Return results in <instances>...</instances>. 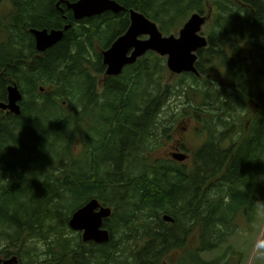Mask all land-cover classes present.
Listing matches in <instances>:
<instances>
[{"label":"trees","instance_id":"1","mask_svg":"<svg viewBox=\"0 0 264 264\" xmlns=\"http://www.w3.org/2000/svg\"><path fill=\"white\" fill-rule=\"evenodd\" d=\"M14 1L19 6L23 0ZM55 1L25 0L32 19L28 27L45 28L46 22L40 20L38 11L32 8L38 7V10L46 3L49 9ZM111 1L156 23L164 36L169 35V29L181 25L189 14L203 15L210 6L213 18L208 26V48L199 52L197 70L204 74L201 55L205 54L203 57L209 56L217 66L226 68L236 89L227 88L221 94L211 90L202 92V100L214 97L220 107L217 112H223L222 116L213 114L207 125L224 124L223 116L227 119L229 110L235 111L239 105L248 104V100L255 98L260 108L257 106L256 118L250 125V138L239 147L233 159L230 150L220 151L213 141L202 149L198 162L191 169L189 199L184 193L187 181L182 167L161 162L150 165L144 159L134 166H127L147 150L144 141L151 134L155 117L167 97L168 86L161 88L159 78L164 71L163 57L148 52L136 65L126 67L121 81L109 78L104 81L101 93H96L98 82L90 72L102 73V70L98 66L95 69L89 67L93 63L100 64L101 59L93 56L89 49L90 35L88 39L74 38L73 54L68 43H62L61 50L47 67L39 65L40 58H32V46L23 52L19 48V39H14L9 50L0 44V101L4 85L15 84L24 98V106L7 122L21 127L19 134L26 137V146L25 149H10L18 147L16 137L10 139L5 135L6 129L0 128V177H7L9 181L10 176L16 177L9 183L0 184V227L10 232L8 223L20 220L21 226L25 224L33 235V229H38L41 224L45 228L47 252L45 260L37 264H72L73 251L81 247L79 235L73 232L75 237L68 239L64 237L62 225L61 228L55 225V229L51 223L62 221L66 225L68 222L64 218L68 214L95 199L111 209L106 225L109 239L105 246L115 248L114 240L131 239L143 233L149 241V255L161 260L171 252L183 249L187 233L198 225L201 241L196 247H189L188 252H182L189 257V262L181 259L179 263L220 264L221 258L206 261L201 256L221 247L225 235L221 230L229 226L238 213L249 212L248 217L252 218L259 208V198L264 202V188L255 179L258 175L264 176V161H261L264 160V0ZM21 14L24 13L17 12L15 16L21 18ZM48 24L51 28L50 22ZM244 45L248 54L243 57ZM22 55L32 59L31 67L19 64ZM24 61H28L26 57ZM186 77L197 81L192 74ZM3 78L5 84L1 82ZM137 87H142V91L137 92ZM72 92L77 94L74 103L78 106L65 114V95H72ZM223 95L225 101L220 97ZM58 99L64 100L62 107ZM86 119L88 122L84 126ZM71 124L74 125L72 139L76 138L75 133L84 134V140L80 141L83 157L78 161H74V155L72 158L73 145L68 140L62 142V133L69 130ZM206 128L213 132L208 126ZM109 136L111 138L106 141ZM114 137L121 138L120 145L114 142ZM249 146L252 148L247 154ZM19 155H24V161L20 168H15L12 161ZM55 160L61 163L65 172L54 180L49 169ZM28 168L29 181L20 172ZM154 175L161 176L157 183L151 177ZM171 178L175 183H169ZM211 178L218 181L222 196L221 201L214 204L198 198L199 194L195 197ZM26 187L29 191H25ZM21 211L23 220L19 216ZM163 216L171 218L173 225H165ZM49 233L56 234L54 241ZM108 254L88 253L90 257L85 259V264ZM31 256L34 255L26 257L27 264L33 263L28 260ZM75 260L82 264L81 252Z\"/></svg>","mask_w":264,"mask_h":264},{"label":"flooded vegetation","instance_id":"2","mask_svg":"<svg viewBox=\"0 0 264 264\" xmlns=\"http://www.w3.org/2000/svg\"><path fill=\"white\" fill-rule=\"evenodd\" d=\"M78 1L80 0H56L52 5L49 6L50 7L49 9H47L46 7L47 4L45 3V6L43 7L44 11L41 6L39 7L38 10H36L38 7L32 8L34 11H38L39 19L46 22L45 28L40 27L39 31L46 30L47 33H50L51 31H62L63 33V36L59 41L45 48L42 51H37L35 39L30 33V30H32L33 27L29 28L27 25L28 22L32 20L30 19V16H29L30 13L27 12L28 7L30 6L26 8L25 0H23L19 6H16L14 0H0V44L9 50V47L14 42V39H19L18 40L19 48H22L23 52L24 51L27 52L28 48L32 46V52L34 53L32 58H40L41 64L39 65L43 67H47V64L54 58V55L59 50H61L62 46L60 45L62 43H66V44L68 43V48L73 54L74 53V38L79 39L81 37H86V39H88L90 35L91 40L88 43L89 49L92 52H95L94 48H98L97 55L100 56V59H101L100 64L96 63L92 65L98 66L102 70V73H96L93 70L90 72V74L92 75L93 73L92 76L96 79L97 82H98L97 80L98 77L100 76L102 77L96 86V91H97L96 93H101V90L104 89V85H105L104 81H106L109 78H112L113 79L112 81H115V82H119V80L121 81V76L125 72L126 67L136 65L138 60H140L148 52H152V51H146L144 55L137 57L134 63L124 66L122 71L119 74L110 75V76L106 75L107 66L102 61L103 59L102 54L103 52L109 50L120 37L126 34L131 24V17L129 15L130 9L124 8V9H121L117 13H114L113 11L108 10L99 15L85 17L82 19H75L74 13L71 9L68 8L67 3H76ZM17 12H23L24 14H21V18H19V16H15ZM54 13L56 15H54ZM48 22H50L51 28H49ZM80 30L86 31L87 34H83ZM147 38L148 36H143V35H140L137 37V39L140 41L145 40ZM132 51L133 49H130L127 52V56H130ZM199 52H201V50L196 52L197 60L194 63L195 68H197L195 64L197 63L199 59L198 58ZM21 57H22L21 59L23 60L19 64L20 65L24 64L27 67H31L32 59H29V57L26 55L24 56L22 55ZM24 57H26L28 61H24ZM0 66H2V64H0ZM181 74L187 75L186 72L180 73L178 75H181ZM201 76H203V74H201ZM196 80L198 81L199 79L196 78ZM1 82L5 84L6 79L3 78ZM8 85L13 86L15 84L12 85V82H9ZM8 85H4V90L2 94L3 98H2V101H0V103L2 104H8V94H7V87H9ZM232 90L235 91L234 89ZM220 97L221 99H223V96H220ZM208 98H206L203 101L202 100L200 101V105L203 106L204 108L203 111L201 109L197 111H193L189 114V116L190 118L197 119L198 122H196V124H198L199 127H201V129H204V131L208 132V129L206 128V126H208V128L212 129L213 131L212 133H216V131H219L220 127H223V125H220L219 122H216V125H219L218 127L207 125V120H205L204 117H205V114L207 113H211L212 115L216 114V115L222 116L223 112H217V109L220 107L216 99L215 101L213 100L214 97L212 98L208 97ZM23 100L24 98L22 99V95H21V99L17 103L19 110L22 109V106H24ZM15 115H16L15 113L7 109L6 110L0 109V128L6 129L7 132L5 133V135H8L10 139H12L13 137H16L18 147H12L10 149H20L21 147H24L25 149L26 137L24 135L21 136L19 134L21 127L20 126L16 127L7 122L9 118L15 117ZM159 117H162L160 112L155 117V121H154L155 129L156 127H158L157 126L158 122H156V120ZM181 119L182 118H177V120H175V122L177 121V125L180 123ZM28 121L29 120L26 121V124ZM177 125H175V123L173 122V125L161 129V131L164 132L163 133L164 147L165 149L166 148L167 149H166V152L163 154V157L157 159L156 162H154V164L155 163L158 164L161 162L162 164H166V165L172 164L178 167H182L186 174L185 180L187 181L186 184L184 185V190L186 191L184 193H186V195H188L190 199V195H191V192L189 193L190 178L192 177L191 174L193 173L191 172V169L198 162L197 158L200 154V151L206 148L212 140H209V139L204 140L203 145L199 146V148H195V152L193 154L192 153L190 154L186 150V145L181 143L178 139L174 138V132H173V135L169 137V135L171 134L173 130L174 131L177 130L178 128ZM183 129H185V127H183ZM248 132L249 130L246 132L234 131L230 135H234L235 141L229 138L224 143L228 146L227 149L230 150L229 155H231V159L236 157V155L238 154L239 147H241L243 144H245L249 140L250 136H248ZM110 138L111 136L107 137L106 141L109 140ZM121 141L122 140L120 137H114L115 143H118L120 145ZM217 147L220 150V146L218 145ZM251 148H252L251 146L247 147V150H246L247 154H249ZM178 154H182V155L184 154L185 159L183 161H180L177 158H175V155H178ZM190 161H193L192 167H191V164H187V162H190ZM20 172L23 173L22 176L25 178V180L27 181L30 180L29 168L22 170ZM8 173L11 174L12 172L9 171ZM151 177L154 180V183H157V181L161 178V176H158V175H154ZM9 178H10V181H13L16 177L13 178V176H10ZM169 183H175V182L171 178ZM215 186L218 187L217 184ZM28 188L29 187H26L25 191H29ZM203 194H204L203 192H199L195 194V197L196 195H198V198H203ZM99 203L101 207H108L106 204H103L102 202H99ZM97 211L98 209L94 210V212H97ZM43 215L44 213L41 214L40 217H43ZM110 216L102 220L101 229H105V230L108 229L106 227V223L110 219ZM20 218L22 219L21 216ZM163 223L167 226L173 225V223L169 221L168 222L163 221ZM8 224L11 225L9 228L10 232H9V238H8L9 243L11 242V244L7 246L8 248L0 251V262L1 263H3L4 261L13 259L15 260L16 264H25L26 257L28 255L33 254L34 256H38L40 253L46 252V250L41 251L42 248L46 249L45 246L47 245V241L45 239V228L42 227L41 224L38 229H33V235L30 234L25 224L21 226V224L23 223L20 222V220H13V222L10 221ZM79 232L80 231H74V233H77L78 235H79ZM13 233L15 234V238H12ZM80 234L81 235H79L78 243H80L81 247L78 248V250H76L75 252L73 251L74 261L73 260L71 261L72 264H80L81 261L75 260L79 252H81L83 255L84 261L82 262V264H85L86 263L85 259L90 257L88 256V253L92 255L94 252H97L99 254L100 252H109V254L104 258L93 259L90 264H180L179 262L181 259H183L186 262H189V257L185 256V254L182 255V252L183 253L188 252V249H189V233H187L186 237L183 240V243H185V247L183 249L175 250L171 252L170 254L166 255L165 257H163L161 260H158L155 256L149 255L147 251L149 247V241H148V238L145 237L146 235H144L143 233H138V235H136L135 238H131V239L114 240L113 244H115V248L107 247L104 245L105 243H95L94 241H84L82 238L83 231ZM176 253L180 254L179 259L178 261L176 260L173 263H171L170 259L172 255ZM236 263L237 261L235 260L228 262V264H236Z\"/></svg>","mask_w":264,"mask_h":264},{"label":"rangeland","instance_id":"3","mask_svg":"<svg viewBox=\"0 0 264 264\" xmlns=\"http://www.w3.org/2000/svg\"><path fill=\"white\" fill-rule=\"evenodd\" d=\"M191 15L189 14L181 25L169 29V35L177 37L180 29H182L183 25L187 22ZM202 16L206 17L207 19L201 27L200 36L204 37L207 40L208 26L210 25V21L213 18V9L210 6H207L206 12ZM157 28L159 29L158 26ZM237 42L239 43L240 41L238 40ZM94 50L96 54L95 52L91 51L93 56H98V48H94ZM247 52L248 48L246 47L245 50L241 51V55L243 57L247 56ZM204 55L205 54L201 55V71H203L204 74L203 76H201L202 78L196 77L197 79H199L198 81H193L192 79L187 78L184 74H172L169 70H166V58H162L164 64V71L159 77L161 81V88L168 86V95L167 97H164L163 105L160 108V114L163 118L159 117L156 120V122H158V127H156V129L153 127L151 130V134L145 139L144 148H147V150L142 153V155L134 159L132 162H129L127 166H134L137 162H142V159L145 160V163L153 165L157 159L162 158L167 148L165 149L164 147V132L161 131V129L173 125V122L175 123V125H177V121L175 122L177 118L182 119L177 125V130H170L172 132L169 137L172 136L174 132V138L178 139L181 143L186 145V150L190 154H193L195 152V148H199V146H202L204 140L206 139L214 141L216 146L219 145L220 151L228 150V146L224 144L227 139L231 138L233 139V141H235L234 135H230L231 133H233L234 131L246 132L250 129V125L256 118L255 114L257 108H260L259 103L255 100V98L248 100V104L246 103L239 105L240 108L236 109L235 111L229 110L227 116L228 118L226 119V116H223L224 124H220L223 125V127H220L219 131H216V133H209L207 131H204V129H201V127L196 124V122H198L197 119L190 118L189 114L191 112L197 111L199 109H201L202 111L204 110L203 106L200 105V101L202 100L201 96L204 95L202 93L203 91L211 90L213 92L221 94L227 88H231L234 90L236 89V84L232 82L231 78L229 77V74L227 73L228 71L226 70V68L220 65L217 66L209 56L203 57ZM99 57H96V59ZM89 69H95V66L91 65ZM101 78V76L98 77V82L101 80ZM140 88L142 87H137L136 91L141 92L142 90ZM74 95L77 94H75L74 92H72V95L67 93V95H65L67 97V101L58 99V104L61 107L62 101L65 102V108L63 107V111L65 112V114L71 113L72 110L77 109L78 103H74ZM225 99L226 98L223 95V101H225ZM232 106L235 107V105L233 104ZM211 117L212 114L207 113L205 114L204 119L210 120ZM87 122L88 120L86 119L85 123H83L82 125L85 126ZM90 122L93 124V119H91ZM73 126L74 125L71 124L69 130L63 131L62 134H64V136L62 142L65 143V141L68 140V143H71L73 145V147L71 148L72 158L74 155V161H78L83 157V151L81 150L80 141L84 140V134L75 133L76 138L72 139V134H74V131H71V128ZM212 126L218 127L219 125H216L215 123ZM183 127H185V129H183ZM130 136L131 135H129L128 137ZM140 147L143 149L142 146ZM23 161L24 155H19L14 157L12 164L15 166V168H20L23 164ZM187 164H191L192 167L193 161L187 162ZM49 172L55 180L65 172V168L61 165V163L55 160L52 162V168L49 169ZM38 176H40V174ZM259 177L264 176L258 175L257 177H255L257 184L261 188H264V179H259ZM217 182L218 181L216 179L211 178L210 181H207L206 184L200 187V192L204 193L203 198L206 199V202H210V204L217 203L222 199L220 192L221 190L215 186ZM259 202H263L261 198H259ZM71 215L72 212L71 214H68L64 218V220L68 222ZM249 215V212L241 211V213H238L236 217L233 218V220L228 224L229 226L221 230V232L225 234L224 241L221 247L215 250L214 252H205L202 254L201 257L206 261H210L215 258H221L220 264H228V262H231L232 260L237 261L236 264H264V209L260 207L256 209L254 214L252 215V218L248 217ZM19 216H21L22 218L24 217L23 211L20 212ZM51 224L54 225L55 229V225L59 228H61L62 225V230H64V237L68 239H72L75 237V234H73L74 230H71L69 228L68 223H66L67 226L65 225V223H62V221H57V223L52 222ZM199 231L200 229L197 225L194 230L190 232V249L191 247H196V245H198V243L201 241V235ZM8 232L9 231L7 230V228L0 227V251L8 248L7 246L11 244V242L9 243L8 239V241L3 240L4 237H9ZM81 232L82 231L79 232V235H81ZM49 236L52 241H54L56 238V234L54 233H49ZM12 238H15L14 233L12 234ZM45 247L46 249L42 248L41 251L46 250L47 252V246ZM45 253H40L38 256H31L28 260L33 261V263L31 264H37L38 262L45 260ZM179 255V253L172 255L170 259L171 263L176 260L178 261Z\"/></svg>","mask_w":264,"mask_h":264},{"label":"water","instance_id":"4","mask_svg":"<svg viewBox=\"0 0 264 264\" xmlns=\"http://www.w3.org/2000/svg\"><path fill=\"white\" fill-rule=\"evenodd\" d=\"M67 4L68 8L73 11L75 19L99 15L108 10L117 13L123 9L111 0H80L76 3ZM129 15L131 24L126 34L102 54V61L107 66L106 75L119 74L124 66L134 63L136 58L144 55L146 51H152L160 57H166V67L172 74L183 72L198 74L194 67L197 60L195 53L207 46L205 38L199 35L206 17L197 13L192 14L179 31L178 37L172 35L163 37L156 24L142 14L130 10ZM30 33L35 39L37 51H42L53 45L63 36L62 31L47 33L46 30L32 29ZM140 35L148 36V38L140 41L137 39ZM130 49L133 51L130 56H127ZM7 94L8 104L0 103V109H7L17 115L19 113L17 103L20 101L21 95L15 85L7 87ZM175 158L183 161L185 156L178 154L175 155ZM95 209L98 211L94 212ZM110 214L109 208L101 207L97 200L92 199L71 215L68 226L71 230L83 231L82 238L84 241L106 243L109 239L108 232L100 228L102 220L108 218ZM162 219L173 222L168 216H164ZM0 264L16 263L12 259L3 263L0 262Z\"/></svg>","mask_w":264,"mask_h":264},{"label":"clouds","instance_id":"5","mask_svg":"<svg viewBox=\"0 0 264 264\" xmlns=\"http://www.w3.org/2000/svg\"><path fill=\"white\" fill-rule=\"evenodd\" d=\"M264 161V160H261ZM259 179H264V177H259ZM9 179L7 177H0V184H5V183H9ZM258 207L260 208H264V202H259Z\"/></svg>","mask_w":264,"mask_h":264},{"label":"bare ground","instance_id":"6","mask_svg":"<svg viewBox=\"0 0 264 264\" xmlns=\"http://www.w3.org/2000/svg\"><path fill=\"white\" fill-rule=\"evenodd\" d=\"M14 44V43H13Z\"/></svg>","mask_w":264,"mask_h":264}]
</instances>
